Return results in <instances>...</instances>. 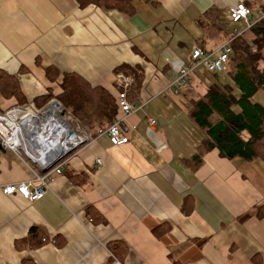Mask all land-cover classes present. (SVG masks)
Returning a JSON list of instances; mask_svg holds the SVG:
<instances>
[{"label": "crops", "instance_id": "1", "mask_svg": "<svg viewBox=\"0 0 264 264\" xmlns=\"http://www.w3.org/2000/svg\"><path fill=\"white\" fill-rule=\"evenodd\" d=\"M236 4L251 10L252 22L264 13V0H135L131 15L81 9L75 0H0V71L17 76L27 103L39 108L35 98L57 94L62 74H77L113 98L115 69L142 75L127 94L135 108L125 120L127 144L93 136L34 203L0 189V264H107L109 246L122 264H264V162L222 157L191 116L193 103L217 87L239 97L235 49L225 81L200 66L187 92L168 88L194 46L214 52L239 32L232 43L242 39L254 49L252 26L229 20ZM48 68L56 71L47 75ZM252 100L264 107V90ZM16 103L0 97V109ZM109 124L88 130L94 135ZM32 177L0 148V188ZM89 209L99 214L93 223ZM31 228L47 241L17 248Z\"/></svg>", "mask_w": 264, "mask_h": 264}, {"label": "trees", "instance_id": "2", "mask_svg": "<svg viewBox=\"0 0 264 264\" xmlns=\"http://www.w3.org/2000/svg\"><path fill=\"white\" fill-rule=\"evenodd\" d=\"M75 1L81 9L95 5L105 9H116L126 15H131L135 10V0ZM250 29L255 36L251 42L254 49H251V46L242 39H237L234 44L231 43L232 52L233 48L235 49L232 59L236 63L240 61L238 71L232 75L233 84L240 93L239 97H235L227 88L217 87L218 89L211 90L207 94L205 100H197L193 103L194 110L191 116L199 127L206 129L208 135L206 145L209 148L217 149L222 157L230 160L239 158L244 161L261 159L264 162V107L252 100L255 93L264 90V67L259 69L254 63L260 55V50L264 49V20L255 23ZM233 36L232 33L230 38ZM230 56L227 64L230 61ZM50 70L56 71L54 68H48L47 75ZM128 70L127 67L120 66L114 70V76L119 72L132 76L134 78L133 87H135L142 75L139 76ZM58 88L57 94L48 93L37 97L33 100L34 103L42 101L37 106L43 108L49 100L56 99L69 113L82 121L84 127L87 128L91 127L92 124L97 127L99 124H111L118 115L115 96L113 98L101 87H91L77 74H62ZM136 89L131 91V95ZM0 97L4 99L14 98L17 103L11 107L27 103L21 93L17 76L8 75L1 71ZM11 107L0 109V112ZM234 108H237L236 112ZM214 114L220 116V119H217ZM244 131L249 136L247 141H243L239 136ZM74 177L77 178L78 176ZM189 212L190 209L185 210L186 214ZM94 215L99 216L96 211L90 212V209L87 211V219L90 223L96 221ZM248 217L249 215H245L241 219L244 220ZM158 233L156 230L155 234ZM46 241L47 239L39 231L31 228L27 236L18 242L21 247L17 246V248L36 249ZM108 249L114 256H119L112 247L109 246Z\"/></svg>", "mask_w": 264, "mask_h": 264}, {"label": "built area", "instance_id": "3", "mask_svg": "<svg viewBox=\"0 0 264 264\" xmlns=\"http://www.w3.org/2000/svg\"><path fill=\"white\" fill-rule=\"evenodd\" d=\"M228 16L232 24L243 22L247 27L264 20V13H260L258 20L252 22L251 10L244 4L231 6ZM239 35L236 32L220 48L210 53L194 46L190 62L176 72L168 86L169 90L175 95L187 92L192 74L200 66H204L209 73H225L232 54V40ZM114 82L117 88L116 106L122 117L116 116L107 128L98 130L94 135L79 133L80 128L71 125L72 116L56 99L49 100L43 108L26 103L0 112V148L17 156L33 174L32 179L26 182L2 186L0 189L5 196L19 195L29 203L40 200L49 189L53 176L61 175L69 157L93 136H106L115 146L128 143L130 128L125 120L135 108L129 102L127 94L133 87L134 78L119 72L114 76ZM148 123L150 127L155 124L153 120ZM36 155L39 160L34 158ZM97 163L100 164V161L97 160ZM109 256L107 264H122L111 252Z\"/></svg>", "mask_w": 264, "mask_h": 264}, {"label": "rangeland", "instance_id": "4", "mask_svg": "<svg viewBox=\"0 0 264 264\" xmlns=\"http://www.w3.org/2000/svg\"><path fill=\"white\" fill-rule=\"evenodd\" d=\"M221 76V78H222V81H225L224 79H225V77L224 76H226L225 74H221L220 75ZM61 104V103H60ZM62 105V104H61ZM63 106V105H62ZM64 107V106H63ZM64 109H65V107H64ZM65 111L71 116H73V114H71V113H69V111H67V109H65ZM71 125L72 126H78L79 128H80V130H78L79 131V133H85L86 135H92L91 133H93L92 131H90V130H88V128L87 127H84V125L82 124V121H79V120H77V118H75L74 116H73V120H71ZM79 135H82V134H79Z\"/></svg>", "mask_w": 264, "mask_h": 264}, {"label": "bare ground", "instance_id": "5", "mask_svg": "<svg viewBox=\"0 0 264 264\" xmlns=\"http://www.w3.org/2000/svg\"><path fill=\"white\" fill-rule=\"evenodd\" d=\"M39 157V156H38ZM35 159H37V160H39L38 158H37V155L34 157Z\"/></svg>", "mask_w": 264, "mask_h": 264}]
</instances>
